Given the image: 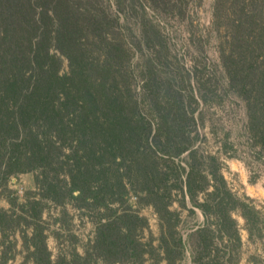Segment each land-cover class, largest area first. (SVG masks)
<instances>
[{"label": "trees", "instance_id": "trees-1", "mask_svg": "<svg viewBox=\"0 0 264 264\" xmlns=\"http://www.w3.org/2000/svg\"><path fill=\"white\" fill-rule=\"evenodd\" d=\"M116 2L126 14L122 0ZM74 6L68 0H0V186L6 190L11 177L39 171L45 198L58 204L74 199L79 208L96 211L95 238L83 254L72 251L70 257L51 258L40 223V200L24 202L18 218L0 208V232L6 236L22 224L33 264H144L147 259L149 264H180L185 244L176 229L177 215L169 208L171 188H176L182 194L180 206L187 196L207 220L190 234L197 237L191 245L192 264H235L233 252L241 237L231 212L241 210L250 237L258 230L261 213L228 188L215 155L193 147L195 139L185 127L194 122L186 106L199 103L192 87L188 85L185 96L172 88L170 74L156 80L152 65L145 66L149 81L155 82L147 90L148 102L158 115L156 123L147 120L132 88L133 51L123 38L113 43L106 31L112 27L109 13L88 10L83 23L82 11ZM214 14L217 28L225 25L227 31L220 56L229 86L245 100L249 130L264 154V0H215ZM90 36L101 42L96 52L88 47ZM53 49L68 61L66 72H60L62 60ZM166 134L175 141L163 142ZM185 152L186 159L181 157ZM158 160L175 164L161 170ZM124 168L133 192L153 206L166 226L157 246L139 241L142 227L137 221L144 218L135 210L106 212L109 204L129 198ZM170 177L174 183L169 186ZM7 200L14 206L15 197ZM7 242L0 264L14 257L6 252H14V243Z\"/></svg>", "mask_w": 264, "mask_h": 264}, {"label": "rangeland", "instance_id": "rangeland-1", "mask_svg": "<svg viewBox=\"0 0 264 264\" xmlns=\"http://www.w3.org/2000/svg\"><path fill=\"white\" fill-rule=\"evenodd\" d=\"M68 1L82 11L83 14L79 15V18L82 17L83 23L88 10L97 14L106 11L109 13L108 22L112 27L106 31L110 38H113V43L123 38L124 44L133 51L128 70L133 77L134 97L139 101L143 116L147 120L156 123L158 115L153 113L148 102L151 93L148 94L147 90L151 89L155 82L149 81L148 69H145V66L152 65L149 69H152L156 80L158 75L166 77L170 74L172 88L180 89L185 96L190 84L199 102L198 105L192 103L185 108L187 116L194 114V122L185 124L189 136L195 139L193 147L203 155H215L221 162V172L228 188L236 196L254 205L261 213L262 221L258 230L250 237L241 210L235 209L231 212L241 237L240 247L233 252L238 258L235 264H264V154L260 152L259 142L249 130L245 100L229 86L220 56L221 48L226 44L227 38L223 39L227 31L225 25L217 28L219 19H216L214 14L215 0H157L155 3L150 0H122L126 14L117 6V0ZM115 17L118 18L117 22ZM138 39L140 48L137 47ZM87 43H91L88 47H93L96 52L95 45L101 42L90 36ZM52 52L62 60L60 72H66L68 61L56 49ZM100 57L102 58V54ZM200 94L205 95V101L199 98ZM162 141L175 140L166 134ZM63 150L68 153L67 147ZM181 157L186 159L187 152L181 154ZM158 161L161 170L163 166L175 164L170 161ZM175 161L179 162L178 158H175ZM180 162L186 166L184 161ZM112 165L109 162L108 166ZM121 173L126 187L130 190L129 198L122 204H109L106 212L118 207L120 211L125 207L135 210L145 219L137 221L138 226L142 227V232L137 234L139 241L144 245L149 243L157 246L162 232L166 234V226H161L153 206L145 204L144 197L139 198L133 192V186L127 182V169H122ZM173 183L170 177L167 185ZM7 188L10 190L0 186V208L12 213L15 218H18L21 209L23 210L24 202L41 201L40 223L44 227L43 233L47 235L46 244L52 253L51 258L56 259L58 255L70 257L72 251L83 254L85 249H90L96 234V211L91 208H79V202L74 199H67L58 204L45 198V186L39 171L22 172L11 177ZM171 189L174 196L169 208L177 215L176 229L185 244L180 264H192L191 245L197 237L190 234L207 223V220L199 209L192 207L186 195L185 206H180L182 194L176 188ZM7 196L15 197L14 206H10ZM190 208H194L195 212L189 211ZM102 211H105V208H102ZM27 214H30V211ZM25 217L30 220L28 216ZM22 227V224H16L14 229L7 231L6 236L0 232V256L1 251L9 246L7 241H13L15 246L14 252L10 248L6 250L7 254L14 253V257L9 258L5 264H33L29 254L31 249L25 246ZM32 231L33 225L28 226L25 233L31 235ZM145 256L147 258V254ZM149 262L147 259L144 264ZM160 264H165V261Z\"/></svg>", "mask_w": 264, "mask_h": 264}]
</instances>
